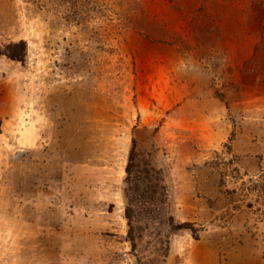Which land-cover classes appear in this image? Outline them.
Wrapping results in <instances>:
<instances>
[{"label": "rangeland", "instance_id": "rangeland-1", "mask_svg": "<svg viewBox=\"0 0 264 264\" xmlns=\"http://www.w3.org/2000/svg\"><path fill=\"white\" fill-rule=\"evenodd\" d=\"M240 36L234 68L218 44ZM19 40L0 264H264V0H0Z\"/></svg>", "mask_w": 264, "mask_h": 264}, {"label": "crops", "instance_id": "crops-1", "mask_svg": "<svg viewBox=\"0 0 264 264\" xmlns=\"http://www.w3.org/2000/svg\"><path fill=\"white\" fill-rule=\"evenodd\" d=\"M225 13V12H224ZM228 15V12H226V14H224L223 16H227ZM222 39V38H221ZM224 40V38L222 39V43H220L219 42V44H218V46H219V50L221 49V48H224L223 50H222V54L224 55V57L226 56H229V57H227L226 58V60L225 59H221V60H224V61H230V60H232V61H230V62H228V63H231L232 65H233V67L235 68H237L238 66H240V67H243L244 66V64H245V60H246V57H245V55H244V50H243V47H244V38H242V36H240V38H237V39H234V40H229V39H226L225 41H223ZM228 40L229 41H231V42H228ZM234 48H236V50L234 51ZM205 51L206 50H204V49H200V48H198L195 52H196V62H195V68H196V70H199L200 72H203V70H204V72L206 71L207 73H208V71H209V67L208 66H206V58H204L203 57V55H204V53H205ZM216 53H218V52H216ZM253 53H254V49L252 50V51H250V55H249V57H251L252 55H253ZM222 54H221V56H222ZM218 55H220V54H218ZM230 55H232V56H230ZM223 57V56H222ZM223 62V61H222ZM227 62H225V63H227ZM241 69V68H240ZM237 70V69H236ZM203 74V73H202ZM204 75H206V74H204ZM208 75V77L209 76H211V74L209 73V74H207ZM226 76H227V78H228V75H225V76H218V77H216L217 78V80L219 81V86H223V80H225V79H227L226 78ZM201 77H198V79H200ZM236 79H238L237 78V76H236ZM228 80V79H227ZM196 87L199 89V88H202L200 85H199V82L197 81L196 82Z\"/></svg>", "mask_w": 264, "mask_h": 264}, {"label": "trees", "instance_id": "trees-1", "mask_svg": "<svg viewBox=\"0 0 264 264\" xmlns=\"http://www.w3.org/2000/svg\"><path fill=\"white\" fill-rule=\"evenodd\" d=\"M27 49H28V45H27L26 40L11 41L7 44H0V58L2 56H7L8 58H10L12 60L24 62V61H26V58H27V52H28ZM138 145H139L138 139L134 138V144H133V151L132 152H135V148H137ZM133 162H134V160L132 159V156H131L130 165ZM136 166H137V163H136ZM132 172H133L132 167L128 166V179L129 180H128L127 184L134 181L133 176H132ZM137 175H136V181L138 180ZM140 176H141V174H140ZM129 207H131V205ZM129 218H131V216H129ZM188 224H189V222H183V223L179 224L178 227L179 228L188 227L187 226Z\"/></svg>", "mask_w": 264, "mask_h": 264}]
</instances>
